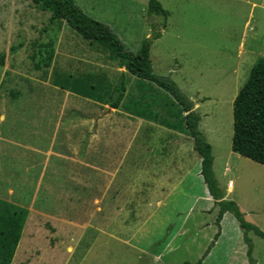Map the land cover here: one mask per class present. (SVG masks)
<instances>
[{
	"label": "rangeland",
	"instance_id": "obj_1",
	"mask_svg": "<svg viewBox=\"0 0 264 264\" xmlns=\"http://www.w3.org/2000/svg\"><path fill=\"white\" fill-rule=\"evenodd\" d=\"M74 1L108 25L129 52L161 32L150 47L154 73L199 101L200 130L212 146L224 199L264 231V165L232 150L234 99L264 57V0H161L166 18L148 13L149 0ZM50 17L33 0H0V144L5 136L21 143L23 152L14 165V144L7 143L0 183H10L26 206L33 197L35 202L11 264H251L234 214L225 212L218 225L219 206L205 198L200 156L183 114L170 118L157 105L154 115L132 109L131 100L142 94L137 78L119 67L106 46ZM59 73L89 80L101 93L84 96ZM121 81L125 95L115 109L114 87ZM150 85V101L163 102L165 92ZM172 130L182 132L178 144ZM100 157L102 172L94 168ZM29 158L37 162L25 164ZM180 159L181 179L174 166ZM157 181L172 184L136 220L135 212L120 208L97 232L62 224L64 183H139L143 196L142 183ZM6 190L0 186V196ZM83 194L89 195L88 188ZM248 237L254 264H264V239L254 231Z\"/></svg>",
	"mask_w": 264,
	"mask_h": 264
},
{
	"label": "trees",
	"instance_id": "obj_2",
	"mask_svg": "<svg viewBox=\"0 0 264 264\" xmlns=\"http://www.w3.org/2000/svg\"><path fill=\"white\" fill-rule=\"evenodd\" d=\"M33 1L51 13V22L63 21L84 39L106 46L110 50L111 57L118 62L119 67L125 68L130 75L137 78L136 82L142 94H140V100H131L132 109L143 108L154 115L153 106L157 105L164 113L166 111L165 114L170 118L183 114L185 129L192 138L194 150L200 156V174L209 194L219 206L217 223L220 225L225 212L231 211L234 214L244 231L245 241L248 243L247 254L250 263L254 264L252 243L248 232L254 231L264 239V231L245 219L244 213L236 202L224 199L213 171L212 146L199 128L201 115L194 109V102L179 89L174 81L158 76L153 71L150 47L153 39L159 38L161 32L157 31L151 38L143 40L138 51L132 53L126 50L123 42L108 25L87 15L74 0ZM148 13L165 18L169 15L168 11L163 8L161 0H149ZM49 58L51 61L52 54L49 55ZM44 66H49V63H44ZM60 76L67 82L76 85L77 88L73 90L84 96H98L101 93L99 86L92 82L88 83L89 80L73 79L71 76L62 74ZM92 77L96 78L90 75V78ZM73 84L71 85L74 86ZM146 84H151L152 89L157 87L164 91L166 99L161 103L156 98L150 101V98L145 94ZM114 91L116 96L111 107L118 108L125 95V82L121 81L119 86L114 87ZM232 150L264 165V57H260L252 66L249 76L234 99ZM26 217L27 210L24 208L0 205V264H11Z\"/></svg>",
	"mask_w": 264,
	"mask_h": 264
},
{
	"label": "crops",
	"instance_id": "obj_3",
	"mask_svg": "<svg viewBox=\"0 0 264 264\" xmlns=\"http://www.w3.org/2000/svg\"><path fill=\"white\" fill-rule=\"evenodd\" d=\"M200 107V103L198 102H194V109L197 110ZM118 109V108H115ZM201 120L199 123V128L201 126ZM171 134L174 136V141L175 143H177L179 141V139H181L182 132L181 131H173L171 132ZM3 137V136H2ZM5 142L3 144V147L1 146L2 144H0V148L2 149L0 155H2L3 150H6V146L7 143H12L14 144V151L12 153V155H10L11 157L15 154L14 158V165L17 164V162H20V160H18L20 157V152L21 155H23V152L21 150H18L17 147L21 148V143L17 142V141H13L11 139H7L5 138V136L2 138ZM6 143V144H5ZM179 143V142H178ZM177 143V144H178ZM9 145V144H8ZM10 146V145H9ZM179 149L181 148L180 145L178 146ZM4 148V149H3ZM111 155L116 154V151L111 150ZM53 153V152H52ZM179 154L180 156H182V151L181 149L179 150ZM51 155L50 154V159H51ZM101 155V154H100ZM59 156H62L59 154ZM241 156V155H240ZM9 157L8 161H10ZM25 158V156H22ZM50 159L49 162H50ZM65 160V159H64ZM78 160H80V158H78ZM115 161L117 160H112V164L115 163ZM36 158H29L28 160H25L24 163L25 164H34L36 163ZM80 164H83L84 166L87 164L85 162V158L84 160H80L79 161ZM8 163H11L8 162ZM64 163H66V161H64ZM19 165V164H18ZM174 166L175 168H179V172H180V179H181V172H182V167H183V161L180 159L179 162H177V160L174 161ZM94 168L100 172L103 171L102 168V160L101 157L99 158L98 161H96L94 163ZM16 170H19V168ZM176 171V169H175ZM166 173V172H165ZM164 179L163 180H169L171 175L166 176L165 174H163ZM202 176V175H201ZM162 177V178H163ZM161 178L158 179V181ZM142 183L143 187H144V193L145 195L140 196L141 194L139 192H142V188H139V183H121L122 187L119 186V183H64V187H63V217H62V224L64 227L68 228V229H75V228H92L95 232H97L98 230L100 231V229H102L101 227L104 224V220H106L108 218V216H114L118 210L123 209V210H127L128 213L135 212V215H132L133 219H138L141 214H142V208L150 203L154 198L162 195V193H164L167 185H171L172 183ZM231 182V181H230ZM175 186H179L181 185V183H174ZM205 186V194L208 200H214L211 195L208 192L207 186L205 183H203ZM89 185V186H88ZM0 186H4L7 187L8 190L5 191V195L0 196V205L1 206H5V205H13L15 207H19V208H24L27 210V217H26V221L28 219V216L30 214V210H33V205H34V197L33 199H31L30 203L28 204V206L25 205V203H22L21 200L15 198V193L16 190H14V188L10 185V183H0ZM233 184L231 186H229L228 188H232ZM86 188H88V194L89 195H84L83 192L86 191ZM123 193V194H122ZM127 197H124V196ZM121 196V197H120ZM200 197V196H199ZM127 198V199H126ZM225 198V195H224ZM126 200V203L128 202H132L134 203V208L131 207H127L124 206L122 203L123 201ZM120 203V205H119ZM140 207V208H139ZM77 212V213H76ZM140 212V213H139ZM56 220H59V218H57L56 216L52 217ZM25 221V224H26ZM91 221H93L94 224H91ZM101 222V224H100ZM24 224V226H25ZM96 224H100V227L97 226ZM24 226H23V230H24ZM23 230H22V234L21 237L23 235ZM21 240V238H20ZM20 244V241H19ZM19 244L17 246L16 252L15 254L17 255L18 252V248H19ZM14 254V255H15ZM15 255V256H16ZM12 263V262H11Z\"/></svg>",
	"mask_w": 264,
	"mask_h": 264
},
{
	"label": "built area",
	"instance_id": "obj_4",
	"mask_svg": "<svg viewBox=\"0 0 264 264\" xmlns=\"http://www.w3.org/2000/svg\"><path fill=\"white\" fill-rule=\"evenodd\" d=\"M229 185H232V182H229Z\"/></svg>",
	"mask_w": 264,
	"mask_h": 264
}]
</instances>
